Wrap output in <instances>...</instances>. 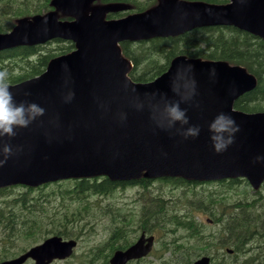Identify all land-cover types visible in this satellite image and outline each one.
<instances>
[{"label": "water", "instance_id": "95a60500", "mask_svg": "<svg viewBox=\"0 0 264 264\" xmlns=\"http://www.w3.org/2000/svg\"><path fill=\"white\" fill-rule=\"evenodd\" d=\"M97 0H54L52 5L72 22L58 19V13L23 19L7 34H0V51L18 46L42 45L55 39L76 44V50L52 60L41 76L10 85L17 102L35 101L46 111L28 127L19 128L11 140L22 146L0 165V188L25 184L37 187L71 178L108 176L114 181L140 178L182 177L194 181L247 178L255 189L264 182V113H245L234 103L256 87V78L240 66L222 61H201L179 57L170 69L150 83L138 84L128 76L131 64L122 57L120 44L157 37L179 36L200 27L231 26L264 39V0H229L227 5L204 2L160 0L157 7L141 14L106 20L108 13L127 11L128 6L110 4L94 7ZM67 65L65 69L64 65ZM193 65L198 94L187 108L190 123L201 127L199 136L185 139L175 128H158L148 105L161 101L159 94L179 99L171 91V79L178 66ZM215 67L216 76L209 69ZM75 92L71 102L64 95ZM158 93L151 97L152 93ZM136 97L146 105L132 107ZM107 104V110L100 102ZM128 113L126 121L118 117ZM228 112L240 125L234 142L216 153L209 138L208 123L219 112ZM177 128L181 127L179 124ZM186 127V126H184ZM2 158V157H0ZM78 242L54 236L18 258L0 264H51L70 258ZM153 238L143 235L125 251H117L110 264H127L147 256ZM194 264H210L204 257Z\"/></svg>", "mask_w": 264, "mask_h": 264}, {"label": "trees", "instance_id": "16d2710c", "mask_svg": "<svg viewBox=\"0 0 264 264\" xmlns=\"http://www.w3.org/2000/svg\"><path fill=\"white\" fill-rule=\"evenodd\" d=\"M52 1L0 0V33L12 30L22 18L42 14L43 10H46L43 13L52 11ZM183 1L215 5L229 2ZM96 4L129 7V12L107 15V19H114L150 11L158 6L159 0H99ZM62 18L72 19L69 16ZM53 43L52 47H49L50 42L0 51V70H7L9 84L42 75L53 59L75 50L71 42L56 40ZM121 52L133 63L129 76L137 83L155 80L180 56L241 66L256 77L257 85L239 98L234 108L246 113L264 112V40L254 34L231 26L203 27L178 37L125 42L121 44ZM156 183L160 185L159 193L172 201L155 195L153 186ZM201 184L183 178L114 181L97 176L40 187L15 185L0 189V262L20 256L51 236L83 239L95 228V222L91 220L105 218L110 225L103 242L81 251L78 249L70 259L53 264H109L113 252L129 247L140 228L153 234L164 233L168 226L174 225L186 234L183 239L190 248H207L210 252L213 248L228 246L234 251L228 256L229 264H264V184L258 190L243 178L206 183L211 185L209 189ZM134 185L148 195L138 228L133 226L134 213L128 208L122 212L112 210L109 202L99 209V199ZM175 189H179V193ZM201 214L211 222L203 221ZM209 223L219 226L213 240L207 239L203 232ZM250 248L253 253L246 256L244 251ZM244 256L245 260L240 262L238 258ZM26 264L34 263L28 261Z\"/></svg>", "mask_w": 264, "mask_h": 264}, {"label": "clouds", "instance_id": "9594fccd", "mask_svg": "<svg viewBox=\"0 0 264 264\" xmlns=\"http://www.w3.org/2000/svg\"><path fill=\"white\" fill-rule=\"evenodd\" d=\"M67 69V65H64ZM210 77L216 76L215 67L209 69ZM171 91L179 99H169L167 94H159L161 101L155 104L150 103L147 107L152 121L158 128L164 130L174 129L185 139L199 136L201 127L198 124L190 123L187 115V108L181 107L182 103H189L195 100L198 94V82L195 78L193 65L184 64L178 66L170 84ZM154 92L151 97H156ZM75 92L69 89L64 95V102H71ZM100 106L107 110V104L100 102ZM137 111H143L146 107L140 97H136L132 103ZM46 109L35 101L17 102L13 92L10 90L7 70H0V138L7 137L8 140L17 135L19 128L28 127L37 117L43 116ZM128 113L120 110L118 117L121 122L126 121ZM179 124L181 127L177 128ZM186 126V127H184ZM240 125L234 116L228 112L217 113L208 123L209 138L212 148L216 153L225 152L234 142L235 134L239 131ZM22 146L15 148L7 141L0 146V165L4 164L14 152L20 151ZM256 161L264 162V154H258Z\"/></svg>", "mask_w": 264, "mask_h": 264}, {"label": "rangeland", "instance_id": "374dc122", "mask_svg": "<svg viewBox=\"0 0 264 264\" xmlns=\"http://www.w3.org/2000/svg\"><path fill=\"white\" fill-rule=\"evenodd\" d=\"M33 8H31L32 10ZM46 10H43L42 12H44ZM1 20V17H0ZM9 32V31H8ZM53 42L49 47L53 46ZM55 45V44H54ZM202 187H205V189H209L211 188V185H205L201 184ZM159 187L160 185L158 183H156V185L154 184L153 186V192L155 193V195H159V196H163L166 197L168 200L172 201L171 198L167 197L166 195H163L161 193H159ZM175 192L179 193V189H175ZM152 196L154 194H151ZM148 195H145V193L141 190L138 191L136 188L134 187H128L127 189L123 190V189H118V191H116L113 195L110 196H106L105 198L99 199V209L102 208L104 206V203H109L112 204L111 208L112 210H116L118 209L119 212L124 211L126 208L130 209L131 212L134 213L133 215V226L136 228H138V225H140V221H141V212H142V208L144 206V203H146V199H147ZM151 197V196H150ZM100 215V213H99ZM201 219L204 221L206 219L205 215L201 214ZM91 222H95V228L92 230L94 231L93 233H91L92 231L88 232V235H85V237H83V239L78 240L79 244L81 245V247H78V249L81 251L84 248L90 247L93 244H97V243H101L103 242V240H105L107 238V234H108V230L107 228L109 227V223L107 222V220H105V218L101 219V218H97V219H93L91 220ZM171 225V224H168ZM214 226V225H213ZM169 227V226H168ZM208 229L203 230L205 235H211V232H216L218 230V226H214V227H207ZM182 233V234H181ZM180 236H184L186 235L184 232H180ZM140 235V232L137 233V235H135V238L138 237ZM157 237V241H156V245H155V250L156 253L155 254H159L160 249L162 248V243L164 240L169 239L170 237L172 238V236L168 233V230L164 233L158 231L156 232V234H154ZM57 236V235H55ZM179 236V237H180ZM53 237V236H51ZM61 237V236H60ZM182 242V246L183 247H187V250H190L189 245L187 246L184 239L180 240ZM76 249V250H78ZM218 249V250H217ZM208 250V249H207ZM226 249L225 248H213L210 250V254H216L217 252H219L220 254H218L219 256L221 255H225ZM203 253V252H200ZM167 256V255H166ZM194 257L196 255H193ZM244 257H239L238 260L240 262H242ZM141 264H159L156 257L155 256H150L148 257V261L146 263H141Z\"/></svg>", "mask_w": 264, "mask_h": 264}, {"label": "flooded vegetation", "instance_id": "af4514ba", "mask_svg": "<svg viewBox=\"0 0 264 264\" xmlns=\"http://www.w3.org/2000/svg\"><path fill=\"white\" fill-rule=\"evenodd\" d=\"M134 188H136L139 191V188L134 185ZM206 227V226H205ZM207 227H214V226H207ZM206 227V229H208ZM217 227V226H216ZM196 228H199L197 226ZM168 233L172 236L169 239H166L162 243V248L160 249L161 252L159 254H155L157 250H155V247L151 253V256H155L159 264H193L196 262L199 258L203 256H210L211 257V263L210 264H229L228 263V257L226 254L223 256H219V252H217L215 255L210 254L207 248H199V249H194L190 248V250H187V248L184 250L182 246V242L180 240L183 239V236H180V227L174 225V226H169L167 227ZM219 230V226H218ZM140 232H146V230H143L140 228ZM211 235H206L207 239H214L215 233L211 232ZM180 236V237H179ZM185 236V235H184ZM219 236V235H218ZM223 248L227 249V246H222ZM203 252V253H200ZM245 255L248 256L249 254L253 253V249H246ZM167 255V256H166ZM193 255H196L195 257ZM143 260H148V257L143 259ZM245 260V256L243 258ZM242 260V261H243ZM144 263L142 260L139 261H133L132 264H141ZM242 264H248L247 262H244Z\"/></svg>", "mask_w": 264, "mask_h": 264}]
</instances>
